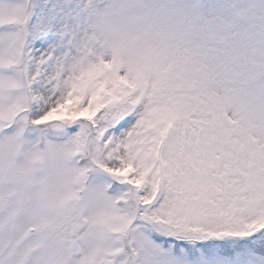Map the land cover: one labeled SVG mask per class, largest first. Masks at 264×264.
I'll list each match as a JSON object with an SVG mask.
<instances>
[{"label": "snow or ice", "instance_id": "6c2138e0", "mask_svg": "<svg viewBox=\"0 0 264 264\" xmlns=\"http://www.w3.org/2000/svg\"><path fill=\"white\" fill-rule=\"evenodd\" d=\"M0 264H264V0H0Z\"/></svg>", "mask_w": 264, "mask_h": 264}]
</instances>
